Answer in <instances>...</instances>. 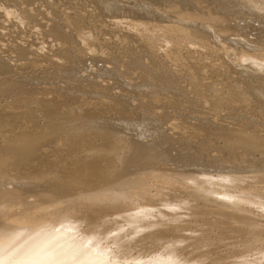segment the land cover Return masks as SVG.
I'll list each match as a JSON object with an SVG mask.
<instances>
[{"label":"rangeland","instance_id":"374dc122","mask_svg":"<svg viewBox=\"0 0 264 264\" xmlns=\"http://www.w3.org/2000/svg\"><path fill=\"white\" fill-rule=\"evenodd\" d=\"M118 1L121 16L0 0V252L58 234L104 264H264V183L217 203L178 156L264 172V23L213 0Z\"/></svg>","mask_w":264,"mask_h":264},{"label":"bare ground","instance_id":"6f19581e","mask_svg":"<svg viewBox=\"0 0 264 264\" xmlns=\"http://www.w3.org/2000/svg\"><path fill=\"white\" fill-rule=\"evenodd\" d=\"M95 1L98 3L102 11L106 14L121 16L125 13L123 10V6L119 5L120 2L118 0H95ZM213 1L218 2V5L222 8V10H224L227 6H229L230 8L238 7L245 14L249 15L248 18L252 19L251 22L258 21L264 23V0H213ZM146 12H147L146 8L137 11L139 15L140 13L142 15L146 14ZM232 12L238 14L239 11L238 12L232 11ZM240 42L241 41H232L233 46L235 48H241L243 50V46L241 45ZM240 53L241 56L243 57L244 54L242 52ZM259 70L264 71V67L260 65ZM255 96L258 101L260 102L264 101V91L262 92L258 91ZM128 129L129 126H125V130ZM146 132L147 131L143 128L139 129V133H140L139 135L141 136H144ZM15 146L13 147V151L11 154L21 158L25 156L35 146V144H32L31 142L27 144H18L16 147ZM181 151L183 152L178 153V156L180 155L179 163H182L187 167H198L199 170L197 172V175H200L197 176L191 172H188L185 174L183 179L186 177L187 179L185 181L187 182V184L189 183V185L204 187L207 188L208 190L213 191L211 198H213L214 201L217 203L219 202L217 197L221 196L231 201L229 205L242 206L243 204H246L250 200V196L249 195L246 196L244 194H250L251 191L250 190L245 191V189L251 185L264 183V172L263 173L248 172L249 173L248 175H237L238 173L234 172L232 174L231 171H229L227 172V175L217 176V174L222 173L224 171L221 170V168L217 169L219 165L217 167H212V169L206 168L207 166L205 160H201L200 158L195 157L196 155L199 154H197L196 152H185L186 150H181ZM209 160L212 163H216L217 161L216 159H209ZM224 165L227 169L228 165L227 164ZM241 166H243L242 169H244L246 166L249 168L252 167L255 170L259 169V165H257V163H247L246 161H243V164ZM218 170L220 172H218ZM238 184H243V188L240 189ZM60 237L61 236H59L58 234H52L49 236H44L43 238L34 239V241H30L26 244H24L25 242L21 245L19 244L15 249H13L10 252V254L0 252V264H10V263L43 264L42 258L44 259L45 262L51 261V263L49 262L50 264H104L102 262L100 263L97 259L90 257L89 255L83 256L81 254L82 256H80V254L73 248L74 246L72 244H71L72 246H70V243H67L66 241L62 240ZM80 240L82 242V245L84 244L91 250L97 248V246L95 247L93 244L94 241L92 242V239L90 238L87 239L81 237ZM59 243L61 244L63 243V245L65 246L62 245L60 249V247L59 248L57 247V245L58 246L60 245ZM50 244L51 245L56 244L53 246L54 248L56 247L55 248L56 250H53L52 248H50L51 250H45V251H49V253L42 251L43 248L44 249L46 248L45 246H48ZM1 248L4 247H0V250H2ZM25 249H27L26 252L27 254H25L24 251H22ZM18 250H21L19 251V254L17 253ZM29 250L30 251L33 250L31 252H35V253H31ZM63 250H66L67 253L64 252ZM22 256H27V257L23 258ZM26 260L29 261L25 262Z\"/></svg>","mask_w":264,"mask_h":264}]
</instances>
